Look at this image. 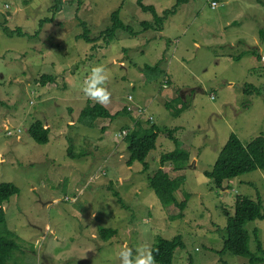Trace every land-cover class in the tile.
I'll return each instance as SVG.
<instances>
[{"label": "rangeland", "instance_id": "obj_1", "mask_svg": "<svg viewBox=\"0 0 264 264\" xmlns=\"http://www.w3.org/2000/svg\"><path fill=\"white\" fill-rule=\"evenodd\" d=\"M61 1L53 15L55 0H0V24L10 29L35 36L38 20L52 19L31 38L10 37L0 25V183L18 188L2 204L6 225L20 243L10 264H120L123 245L135 254L138 247L151 249L158 237L177 234L184 247L174 251L173 264H239L233 254L220 258L216 252L226 233L222 208L232 214L236 197L244 195L260 199L264 213V170L233 177L221 187L203 172L210 170L231 133L243 143L264 137V37L259 36L264 0H187L161 31L143 33L140 23L152 16L135 0ZM176 1L143 3L162 11ZM118 6L120 19L134 35L118 30L106 42L100 32ZM82 21L94 37L91 42L76 38ZM255 47L260 58L247 53ZM97 65L106 69L112 96L103 107L111 114L131 104L139 112L144 109L131 112L142 127L176 128L178 144L158 133L145 158L146 170L140 162L125 164L128 153L117 136L126 133L119 127L126 115L97 119L92 127L77 120L88 101L96 103L82 87ZM48 74L54 81L42 85L40 75ZM245 83L257 91L244 92ZM168 97L176 100L171 109L164 105ZM181 107L179 115L172 113ZM145 109L144 119L151 116V122L141 118ZM36 120L50 129L46 144L28 134ZM70 144L84 156H67ZM177 147L189 156L182 170L180 190L187 192L182 213L175 205L163 208L147 184L148 174L170 170L160 157ZM100 226L117 232L102 240ZM245 228L250 235L257 229L264 248V220L247 222ZM254 247L251 235L249 248Z\"/></svg>", "mask_w": 264, "mask_h": 264}, {"label": "trees", "instance_id": "obj_2", "mask_svg": "<svg viewBox=\"0 0 264 264\" xmlns=\"http://www.w3.org/2000/svg\"><path fill=\"white\" fill-rule=\"evenodd\" d=\"M56 4L50 8V12L54 15L59 9L61 0H55ZM187 0H177L170 8H166L162 11H158L152 4H144L143 0H135L136 5L144 12L151 13V20L142 21L140 25L143 28V32L147 30L161 31L166 20L171 19V15L177 10V7ZM122 6H118L115 10L110 13L109 23L106 25L100 35H105L106 42H109L118 30L129 31L134 35L129 25H126L119 17L120 9ZM77 16V15H76ZM171 16V17H170ZM48 21H52L49 17H42L37 22V28L33 33L22 32L19 27L10 29L5 24H0L3 32L8 36H27L37 37L42 25ZM83 26V31L76 35L77 39L91 42L94 37L90 36L89 29L87 28L84 21L79 22ZM137 32H141L137 29ZM136 32V33H137ZM259 36L264 37V29L259 31ZM238 44H241L239 41ZM247 53L253 54L260 58L258 49H249ZM242 53L236 55L235 59H239ZM159 61L163 62L162 59ZM148 67V66H147ZM156 68V67H154ZM42 85L47 82H53V75H40L39 78ZM244 92L250 93V91H257L255 85L251 83L244 84ZM180 99V97H176ZM214 99V98H212ZM128 101H132V98H128ZM175 99L168 100L164 103L167 109L173 107ZM178 101V100H177ZM131 104H125L120 110L110 113L99 103L91 104L90 101L81 109L78 117V122H82L84 126H93V122L97 119L115 118L120 115H126L127 120L119 124L122 126V130H125L123 136H117L121 138L126 146L128 157L125 160L126 166H131L134 162H140L143 164V170L148 168L145 158L149 151L155 147V141L160 131L171 139L175 144H178V138L173 135V130L176 128L168 127H157L154 123H151L148 127H142L140 119L133 116L131 112L140 113L137 109L131 108ZM180 109L172 111L174 115H179ZM144 119V113L141 117ZM145 121H150V118H145ZM75 124V123H74ZM73 124V125H74ZM50 129L44 127L41 120L34 121L28 128V134L30 138L38 144H46L49 140ZM67 156L71 158H80L84 156L83 152L75 153L73 151V145L70 144L66 152ZM166 162L170 163V170L168 172L162 169H157L147 175L148 187L158 198L163 208L171 205L177 206L180 213L183 212L186 206L185 191L180 190L181 186L185 181V175L182 170L185 169L189 162L188 152L175 148L172 151L164 153L160 157V164ZM111 170V169H110ZM255 170H264V137L257 135L250 139L248 142L243 143L236 134L231 133L223 147L221 148L214 164L210 170H205L203 174L211 179L214 186L221 187L225 181L230 180L233 177L243 175L245 173L253 172ZM104 176L107 177V172L102 171ZM109 177V176H108ZM114 182V179L108 178V181ZM18 192V188L11 182L0 183V264H10L14 259L16 251L20 250V243L17 241L19 237L16 233L10 230L6 225L5 214L2 209L4 201L8 200L12 195ZM182 193L180 198L177 199V194ZM117 200H120L123 204L122 198L119 196L117 191L113 192ZM137 195L136 191L134 192ZM135 197V196H134ZM224 215L227 219L226 233L223 237L222 248L217 250V254L222 256L229 252L234 256L240 258L239 264H264V248L262 242L258 238L257 229H253V241L255 242V249L249 248V241L251 235L245 228V224L256 219L264 220V213L262 212V204L260 199H252L248 196L238 195L234 201L233 213L230 214L226 209L222 208ZM179 216V215H178ZM180 217V216H179ZM117 228H97L98 236L102 240H107L114 234H116ZM19 244V245H18ZM184 243L182 236L177 234L172 238L158 237L154 245L151 247L153 255L157 264H173V254L178 248H183ZM18 249V250H17ZM221 264H227L226 261L222 260Z\"/></svg>", "mask_w": 264, "mask_h": 264}, {"label": "clouds", "instance_id": "obj_3", "mask_svg": "<svg viewBox=\"0 0 264 264\" xmlns=\"http://www.w3.org/2000/svg\"><path fill=\"white\" fill-rule=\"evenodd\" d=\"M170 64V63H169ZM167 70H164V72ZM166 80H171L167 75L164 77ZM108 76L106 69L103 65L94 66L86 79L84 80L82 91L85 97L92 101L99 103L102 106H107L111 103L112 93L108 90L107 82ZM132 98V96H131ZM171 97L166 98V101L171 100ZM143 107L140 112H143ZM146 113V109L144 114ZM120 264H156L153 251L147 247H138L135 250V254L132 248H129L126 244L122 246L118 253Z\"/></svg>", "mask_w": 264, "mask_h": 264}, {"label": "bare ground", "instance_id": "obj_4", "mask_svg": "<svg viewBox=\"0 0 264 264\" xmlns=\"http://www.w3.org/2000/svg\"><path fill=\"white\" fill-rule=\"evenodd\" d=\"M149 118L151 119V116H149ZM152 120V119H151ZM19 245V244H18ZM18 250V249H17Z\"/></svg>", "mask_w": 264, "mask_h": 264}]
</instances>
